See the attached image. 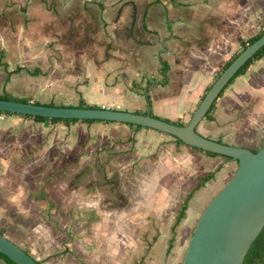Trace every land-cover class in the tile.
Instances as JSON below:
<instances>
[{"label": "rangeland", "instance_id": "obj_1", "mask_svg": "<svg viewBox=\"0 0 264 264\" xmlns=\"http://www.w3.org/2000/svg\"><path fill=\"white\" fill-rule=\"evenodd\" d=\"M112 2L117 5L122 0ZM161 2L189 4L173 8L176 15L171 20L186 21L188 11L195 10L200 35L227 32L234 42L229 45L230 57L241 49L242 40L264 28V0ZM50 9L54 18L65 19L55 7ZM55 44L53 41V56L61 59ZM222 66L214 72L212 82ZM259 80L256 82L263 86L264 77ZM91 95L102 105L116 107L115 103L103 102L106 93L95 91ZM91 95L84 99L71 90L54 93L52 101L77 104L80 96L83 102H92ZM129 100L124 104L129 106ZM200 101L186 116L172 117L166 109L156 112L187 123ZM259 128L264 135V124ZM197 129L209 137L225 139L230 135L221 129L220 119L213 122L203 118ZM108 135L86 124L53 123L43 127L41 122L29 125L0 114V229L40 264L51 260L52 264H182L203 210L235 171L224 178L218 170L213 179L194 191L186 210L190 219L182 218L169 249L172 234L164 228L165 219L169 215L174 219L199 177L218 167L199 149L203 153L110 152L105 143L108 138L99 141ZM118 145V150L130 148ZM162 202L167 209L157 213L155 205ZM157 217L165 219L157 221Z\"/></svg>", "mask_w": 264, "mask_h": 264}, {"label": "crops", "instance_id": "obj_2", "mask_svg": "<svg viewBox=\"0 0 264 264\" xmlns=\"http://www.w3.org/2000/svg\"><path fill=\"white\" fill-rule=\"evenodd\" d=\"M107 1L111 3L104 0H0V94L6 92L33 102L76 106L82 101L80 96L77 104L55 103L53 94L74 90L86 99V95L101 91L107 94L103 102L115 103L116 107L111 108L137 111L145 106L170 120L175 119L156 111L166 109L168 115L175 118L186 116L213 83L216 69L230 58L229 45L234 42L229 34L197 33L195 10L188 11L186 21L171 20L176 15L172 9L189 5L187 3L122 0L114 5L112 0ZM160 2L162 4H154ZM51 7L65 14V19L54 18ZM53 41L55 51L61 52V59L53 56ZM17 67L23 69L15 71ZM35 71L38 73L34 74ZM262 77L264 56L237 76L219 98L212 121L220 119L221 129L230 135L225 139L210 138L253 151L264 147V135L261 136L259 128L264 124V96L255 97V93L264 95V85L256 82ZM90 97L92 102L85 100V103L110 107L102 105L93 95ZM128 98L129 106L124 104ZM6 116L29 125L39 122L16 114ZM41 123L43 127L53 124ZM71 124H86L108 132L109 135L99 141L107 137L105 143L110 152H199L195 147L178 142L174 136L151 128L110 121ZM121 143L130 148L118 150ZM203 152L199 153L220 167L217 173L221 177L228 178V174L238 168L235 159ZM165 205L164 202L155 205V211L163 213L167 209ZM159 217L157 221L165 219ZM176 217L172 219L169 215L165 219L164 228L172 234L170 240L182 222L173 230ZM184 219L190 217L185 215ZM3 261L0 259V264Z\"/></svg>", "mask_w": 264, "mask_h": 264}, {"label": "water", "instance_id": "obj_3", "mask_svg": "<svg viewBox=\"0 0 264 264\" xmlns=\"http://www.w3.org/2000/svg\"><path fill=\"white\" fill-rule=\"evenodd\" d=\"M264 45V33L241 51L214 80L184 125L136 111L111 107L49 105L0 98V111L47 118L102 120L133 124L170 134L183 143L228 156L238 168L203 210L182 264H243L264 227V147H247L210 138L197 126L238 70ZM48 124V123H46ZM0 252L16 264H39L24 248L0 232Z\"/></svg>", "mask_w": 264, "mask_h": 264}, {"label": "trees", "instance_id": "obj_4", "mask_svg": "<svg viewBox=\"0 0 264 264\" xmlns=\"http://www.w3.org/2000/svg\"><path fill=\"white\" fill-rule=\"evenodd\" d=\"M264 33V28L262 30H260L259 32H257L256 34H254L253 36L249 37L247 40H242L241 44L242 47L238 52H235L225 63L224 65L221 67V69L216 73V77L215 79L220 75V73L226 68L228 67V65L237 57V55L243 51L247 45H249L250 43H253L255 40H257L262 34ZM264 56V45L251 57L249 58L246 63L238 70V72L235 74V76L230 80V82L226 85V87L221 91V93L219 94V97L222 96V94L224 93L225 89L234 81V79L239 76L244 74L248 68L257 60L261 59ZM0 63L2 64V62L0 61ZM166 66V64H165ZM23 68L22 67H17L15 69V71H21ZM34 74H37L38 71L33 72ZM163 83H166V80L163 81ZM211 86V85H210ZM210 86L207 88V90L210 88ZM205 95V94H204ZM204 95L202 96V98L204 97ZM218 97V98H219ZM0 98H4V99H17V100H22V101H29V99L27 98H16L12 95H10L9 93H4V94H0ZM201 98V99H202ZM147 99L149 101L150 104V97L149 95H147ZM36 103H40V102H36ZM46 104V103H43ZM49 105H57L54 103H48ZM216 104H217V99L213 102L211 108L208 110V112L205 115V119L208 120H213V113L216 109ZM62 105V104H60ZM76 106H84V107H100V105L94 104V105H90L87 104L83 101H81L78 105ZM136 112H140V113H151L154 116L163 118L167 121H171L173 123H176L178 125H184L186 123H184L182 120H170L168 118H164L161 116H158L156 114H154L152 112V110L146 109V110H137ZM0 114H6V115H12V114H16V115H21V116H25L27 118H33L36 121L39 122H51V123H62V124H66L69 125L71 123L77 122V121H83V122H95V121H102V120H79V119H63V118H47V117H43V116H31V115H22V114H17V113H11V112H4V111H0ZM105 122H109V121H105ZM131 126H135L137 128H143L142 126H137V125H133V124H129ZM175 139L180 142L183 143L180 139L176 138ZM218 141H222V139H217ZM196 148V147H195ZM199 149V148H197ZM202 150V149H199ZM205 151V150H202ZM256 151V150H255ZM207 154L215 156V155H219L217 153L214 152H210V151H205ZM223 156V155H222ZM226 158L232 159L231 157L225 156ZM220 170V167H218L217 169L213 170V171H209L208 173H206L204 176L199 177V183L193 188V190L191 192H189L186 196V198L183 200L181 208L178 212V215L176 217V221L175 224L173 226V230L175 229V227L180 223V221L182 220V218L185 217L186 215V210L188 208V202L189 199L193 196V193L195 190L199 189L202 185H204L207 181L213 179L215 177L216 172ZM0 232L4 234V230L0 229ZM173 241H174V236L171 238L170 243H169V249H171L173 247ZM26 250V249H25ZM29 254L30 252L28 250H26ZM0 259L4 260L7 264H16L12 259H10L8 256H6L5 254L0 252ZM38 263H40L39 261H37ZM243 264H264V227L261 230V232L259 233V235L257 236V238L254 240V242L251 244L245 260L243 262Z\"/></svg>", "mask_w": 264, "mask_h": 264}]
</instances>
